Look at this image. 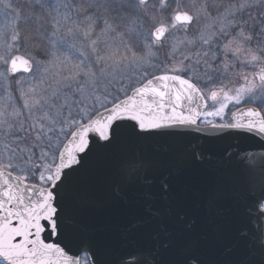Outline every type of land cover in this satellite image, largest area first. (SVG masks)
Wrapping results in <instances>:
<instances>
[{"label": "snow or ice", "instance_id": "1", "mask_svg": "<svg viewBox=\"0 0 264 264\" xmlns=\"http://www.w3.org/2000/svg\"><path fill=\"white\" fill-rule=\"evenodd\" d=\"M0 264H264V0H0Z\"/></svg>", "mask_w": 264, "mask_h": 264}]
</instances>
